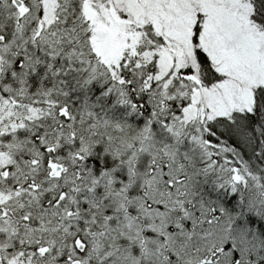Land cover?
Masks as SVG:
<instances>
[{"label":"snow or ice","instance_id":"1","mask_svg":"<svg viewBox=\"0 0 264 264\" xmlns=\"http://www.w3.org/2000/svg\"><path fill=\"white\" fill-rule=\"evenodd\" d=\"M0 264H264V0H0Z\"/></svg>","mask_w":264,"mask_h":264}]
</instances>
